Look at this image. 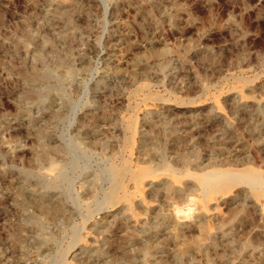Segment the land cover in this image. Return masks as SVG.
I'll return each mask as SVG.
<instances>
[{
    "label": "rangeland",
    "instance_id": "rangeland-1",
    "mask_svg": "<svg viewBox=\"0 0 264 264\" xmlns=\"http://www.w3.org/2000/svg\"><path fill=\"white\" fill-rule=\"evenodd\" d=\"M0 264H264V0H0Z\"/></svg>",
    "mask_w": 264,
    "mask_h": 264
},
{
    "label": "bare ground",
    "instance_id": "bare-ground-1",
    "mask_svg": "<svg viewBox=\"0 0 264 264\" xmlns=\"http://www.w3.org/2000/svg\"><path fill=\"white\" fill-rule=\"evenodd\" d=\"M183 104V103H182ZM182 107H184L183 105H181ZM180 106V107H181ZM185 106H187V105H185ZM191 106H193V105H191ZM190 106V107H191ZM186 108H189L188 106L186 107ZM183 109V108H182ZM136 110V109H135ZM134 123H136V122H134ZM133 123V124H134ZM129 125V124H128ZM130 127H131V125H129ZM128 127V126H127ZM134 127H135V124H134ZM129 129H131V131L133 132V130H132V128H129ZM134 129V128H133ZM127 130H128V128H127ZM130 130H128V132H131ZM136 130H134V132H135ZM133 132V133H134ZM135 135V134H134ZM129 136H130V133H129ZM131 136H133L132 134H131ZM125 138V137H124ZM127 139H128V137H127ZM131 139V138H130ZM130 139H128V140H130ZM133 139V138H132ZM131 139V140H132ZM132 145V144H131ZM124 149V148H123ZM141 151V150H140ZM140 153V152H139ZM126 163V162H125ZM129 164H130V161L128 162ZM127 163V164H128ZM124 165H126V164H124ZM126 166H129V165H126ZM121 167V166H120ZM119 167V168H120ZM247 167V166H246ZM130 169V168H129ZM127 167H124L123 166V168L120 170V171H118V169H117V171H116V174L117 173H127V171L129 170ZM113 170H114V168H113ZM215 170V169H214ZM130 172V171H129ZM169 172V171H168ZM115 173V172H114ZM172 173V172H171ZM260 172H257L256 170H254V169H251V168H245V169H235V170H233V171H229V170H225V169H223V171H219V172H217L216 174H215V177H214V187L216 188V191H218V190H221V191H226V190H228L233 184H235L236 182H238V181H240V180H247V182H248V185H250L251 187H253V189H254V185H257V187H258V185H260V184H262L263 183V181H262V178H261V175L259 174ZM113 174V173H112ZM143 174H144V171H142V172H140V173H134L133 172V180L134 179H136L137 181H138V179H139V177H142L143 176ZM153 174H155V173H153ZM169 174V173H168ZM177 174V173H176ZM175 174V175H176ZM118 175V174H117ZM152 175V174H151ZM150 175V176H151ZM194 176L196 175V174H193ZM198 175H200V174H198ZM197 175V176H198ZM202 175V174H201ZM211 175V174H210ZM113 176V175H112ZM120 176V175H119ZM123 176H124V174H123ZM123 176H121V178L123 177ZM203 176V175H202ZM205 176V175H204ZM203 176V177H204ZM132 177V176H131ZM147 177H149V176H147ZM177 177H179V176H177ZM191 177V176H190ZM201 177V176H200ZM143 178V177H142ZM173 178V177H172ZM193 178H195V177H193ZM118 179V178H117ZM141 179V178H140ZM142 180V179H141ZM175 180V179H174ZM196 180V179H195ZM202 180V179H201ZM243 180V181H244ZM131 181V180H130ZM135 181V180H134ZM197 181V180H196ZM111 182H112V180H111ZM151 182V181H150ZM128 183H129V181H128ZM136 183V182H135ZM138 183V182H137ZM143 183V182H142ZM134 184V183H133ZM146 184V183H145ZM201 184V183H200ZM205 184V183H204ZM238 184H239V182H238ZM137 185V184H136ZM208 186V185H207ZM124 186H122V188H123ZM143 187V186H142ZM211 187V186H210ZM128 188V187H127ZM213 188V187H212ZM232 188V187H231ZM230 188V189H231ZM119 189V184L117 183V182H114V183H112V185H111V187H110V192H108L109 194H110V198L112 199V195L115 193V192H117V190ZM121 189V188H120ZM124 189V188H123ZM136 189H138V188H136ZM210 189V188H209ZM144 190V189H143ZM142 190V191H143ZM212 190H214V188L212 189ZM211 190V191H212ZM251 190V189H250ZM120 191V190H119ZM211 191H209V192H211ZM253 191H255L254 193L256 194V195H259L260 193V191H258V190H253ZM123 192V191H122ZM127 192V191H126ZM141 192V191H140ZM139 192V193H140ZM130 193V192H129ZM138 193V192H137ZM218 193V192H217ZM217 193H215L214 192V194H217ZM228 193V192H227ZM107 194V193H106ZM124 194H125V191H124ZM141 194H142V192H141ZM208 194V193H207ZM211 194V193H210ZM219 194H220V192H219ZM223 194V193H222ZM263 194V193H262ZM134 195V194H133ZM114 196H117L118 197V194L116 195V194H114ZM208 196V195H207ZM212 196V195H211ZM218 196V195H217ZM217 196H215L216 198H217ZM225 196V195H224ZM117 197H113V200L115 199V198H117ZM256 197V196H255ZM261 197V196H260ZM107 198V197H106ZM110 198H108V199H110ZM121 198V197H120ZM122 198H123V195H122ZM210 198V197H209ZM215 198V199H216ZM221 198V197H220ZM257 198V197H256ZM118 199V198H117ZM208 199V197L206 198V200ZM258 199V198H257ZM128 200H130V199H128ZM134 200V199H133ZM136 200V199H135ZM143 200V199H142ZM106 201H107V199H106ZM105 201V202H106ZM109 201V200H108ZM107 201V202H108ZM121 201V200H120ZM137 201V200H136ZM216 201V200H215ZM104 202V203H105ZM121 202H123V201H121ZM127 202V201H126ZM134 202V201H133ZM209 202V201H208ZM114 203V202H113ZM112 202H111V204H113ZM207 203V202H206ZM215 203V202H214ZM129 204V203H128ZM139 204V203H138ZM124 205V204H123ZM145 206H147V205H145ZM111 207H113V206H111ZM128 207L130 208V206L128 205ZM132 207V206H131ZM149 208V207H148ZM125 209V208H124ZM132 209V208H131ZM206 209H207V207H206ZM132 211V210H131ZM126 213V212H125ZM124 213V214H125ZM130 213V212H129ZM133 214V213H132ZM131 214V215H132ZM129 215V214H128ZM134 216H135V214H134ZM137 217H139V216H136V218H135V221L136 220H138L137 219ZM125 219H126V217H124ZM133 218V217H132ZM128 219V218H127ZM122 220H124V219H122ZM132 221V220H131ZM139 222V221H138ZM140 222H142V221H140ZM134 224V223H133ZM138 224V223H137ZM135 225V224H134ZM133 226V225H132ZM204 228V227H203ZM204 231V230H203ZM203 235V234H202ZM200 236V235H199ZM201 237V236H200ZM73 241V240H72ZM75 241V240H74ZM75 244H76V242H75ZM195 248V247H194ZM75 249V248H74ZM73 250V249H72ZM127 255V254H126Z\"/></svg>",
    "mask_w": 264,
    "mask_h": 264
},
{
    "label": "clouds",
    "instance_id": "clouds-1",
    "mask_svg": "<svg viewBox=\"0 0 264 264\" xmlns=\"http://www.w3.org/2000/svg\"><path fill=\"white\" fill-rule=\"evenodd\" d=\"M193 212V209L191 207H188L185 205L183 208H177L175 210V214L179 216L189 217L191 213Z\"/></svg>",
    "mask_w": 264,
    "mask_h": 264
}]
</instances>
